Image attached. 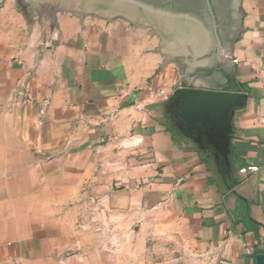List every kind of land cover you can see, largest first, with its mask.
Masks as SVG:
<instances>
[{
	"label": "crops",
	"instance_id": "1",
	"mask_svg": "<svg viewBox=\"0 0 264 264\" xmlns=\"http://www.w3.org/2000/svg\"><path fill=\"white\" fill-rule=\"evenodd\" d=\"M242 7L217 84L194 82L157 35L125 21L61 16L24 42L0 40V123L25 153L0 171V264H146L115 259L123 237L97 239L135 225L198 264H264V0ZM193 87L241 95L220 135L180 117ZM87 199L82 229L95 238L82 259Z\"/></svg>",
	"mask_w": 264,
	"mask_h": 264
},
{
	"label": "rangeland",
	"instance_id": "2",
	"mask_svg": "<svg viewBox=\"0 0 264 264\" xmlns=\"http://www.w3.org/2000/svg\"><path fill=\"white\" fill-rule=\"evenodd\" d=\"M35 1V2H34ZM0 0V40L2 42L9 41L11 38H19L21 41L28 40L32 35H39L41 32H46L49 27L52 26V21L57 20L61 16L77 17L73 13L67 10L77 9L79 7L72 5L70 0ZM61 1V2H60ZM89 8V5L86 6ZM91 8L86 11H90ZM79 18V17H78ZM89 19L101 20L93 17H86ZM162 52L167 58H170V52H177L178 48L172 46V41L169 42L163 35ZM169 42V43H168ZM177 48V49H176ZM166 58V57H165ZM181 72V71H179ZM19 139L13 138L9 133V122L2 120L0 123V145L2 146L0 152V161L2 168H0L2 179L7 178L12 174V170L9 166L10 160L17 158H25V153L16 151V145H21ZM20 147V146H19ZM5 202V200H2ZM90 200L82 201L83 215L81 221L76 226L75 240L82 243V248L78 251L82 255V259H85V255H89V242L91 237L95 238V232H89L82 228L90 223L91 219L89 215ZM101 201H98L100 205ZM86 210V211H84ZM103 217V216H102ZM100 219V217H99ZM104 220V218L102 219ZM100 221V220H98ZM82 229V230H81ZM89 229V227H88ZM131 229V228H130ZM122 232L114 231L112 233H106L104 231L98 232L97 239L99 243L104 242L109 234L114 239L117 236H121L126 240L127 246L122 255L116 247L111 249L114 253L115 259H147L146 264H198L195 259H198L194 254L188 251L187 247L179 240H168L165 237H158L156 240L153 238V231L139 232L138 227L135 225L131 231ZM145 238V242H144ZM106 248L103 247L102 251ZM76 251V252H77ZM72 252H70L71 254ZM152 259H155L153 261ZM169 259L172 260L170 263ZM188 259V260H187Z\"/></svg>",
	"mask_w": 264,
	"mask_h": 264
},
{
	"label": "flooded vegetation",
	"instance_id": "3",
	"mask_svg": "<svg viewBox=\"0 0 264 264\" xmlns=\"http://www.w3.org/2000/svg\"><path fill=\"white\" fill-rule=\"evenodd\" d=\"M134 1L168 12L170 17L167 19L178 20L184 28L201 34L203 37L200 40L193 39L191 42L189 38L183 39L185 46L175 53L171 52L168 59L194 82H220L227 71L221 60L223 52L231 50L242 32L243 0H209V4L208 0ZM197 42L201 45L200 49L195 48Z\"/></svg>",
	"mask_w": 264,
	"mask_h": 264
},
{
	"label": "water",
	"instance_id": "4",
	"mask_svg": "<svg viewBox=\"0 0 264 264\" xmlns=\"http://www.w3.org/2000/svg\"><path fill=\"white\" fill-rule=\"evenodd\" d=\"M71 1L73 2V0ZM74 2L72 5L79 7V10L71 8L67 11L80 19L93 17L107 22L125 21L136 27L149 29L151 34L157 35L161 39L163 45V37L156 19L158 15H165L169 18L168 12L155 10L134 0H98L97 6L89 7L90 11H86L89 9L86 6L92 2L87 0H74ZM181 95L183 97L178 100L177 105L180 117L194 128L200 125L208 131L214 132L215 136L221 134L218 125H226L232 109L240 106L241 99V95L236 92L198 87L186 89Z\"/></svg>",
	"mask_w": 264,
	"mask_h": 264
},
{
	"label": "bare ground",
	"instance_id": "5",
	"mask_svg": "<svg viewBox=\"0 0 264 264\" xmlns=\"http://www.w3.org/2000/svg\"><path fill=\"white\" fill-rule=\"evenodd\" d=\"M31 1L33 2L34 0H31ZM83 1H86V0H83ZM87 1L92 2L89 5V7L94 8L95 6H97L96 3L98 0H87ZM70 2H72V1L70 0ZM74 3L75 2L73 0V2L71 4H74ZM167 18L168 17L165 15H158L156 20L159 23L160 31L163 33L165 38H167L169 40V42L172 41L173 47L183 48L185 45H184V42L182 40L186 39V38L191 39V42L193 39H196V40L202 39L203 36L201 34H199L198 32H196L194 29L184 28L183 26H181V24L179 23L178 20H169ZM195 48L200 49L201 45L197 42V44L195 45Z\"/></svg>",
	"mask_w": 264,
	"mask_h": 264
},
{
	"label": "built area",
	"instance_id": "6",
	"mask_svg": "<svg viewBox=\"0 0 264 264\" xmlns=\"http://www.w3.org/2000/svg\"><path fill=\"white\" fill-rule=\"evenodd\" d=\"M261 170V167L260 166H248V167H244L243 169H241V173L243 174H246V173H249V172H253V173H256V172H259Z\"/></svg>",
	"mask_w": 264,
	"mask_h": 264
},
{
	"label": "trees",
	"instance_id": "7",
	"mask_svg": "<svg viewBox=\"0 0 264 264\" xmlns=\"http://www.w3.org/2000/svg\"><path fill=\"white\" fill-rule=\"evenodd\" d=\"M232 81H233V78L230 79V83H232Z\"/></svg>",
	"mask_w": 264,
	"mask_h": 264
}]
</instances>
